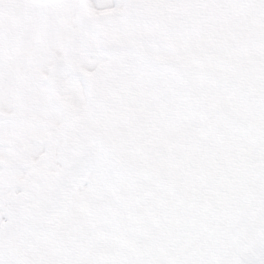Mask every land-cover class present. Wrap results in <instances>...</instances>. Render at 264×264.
I'll use <instances>...</instances> for the list:
<instances>
[{"label": "snow or ice", "instance_id": "6c2138e0", "mask_svg": "<svg viewBox=\"0 0 264 264\" xmlns=\"http://www.w3.org/2000/svg\"><path fill=\"white\" fill-rule=\"evenodd\" d=\"M0 264H264V0H0Z\"/></svg>", "mask_w": 264, "mask_h": 264}]
</instances>
